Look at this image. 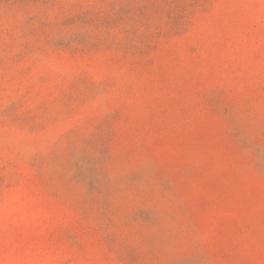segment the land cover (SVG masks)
<instances>
[{"label":"rangeland","instance_id":"374dc122","mask_svg":"<svg viewBox=\"0 0 264 264\" xmlns=\"http://www.w3.org/2000/svg\"><path fill=\"white\" fill-rule=\"evenodd\" d=\"M0 264H264V0H0Z\"/></svg>","mask_w":264,"mask_h":264}]
</instances>
